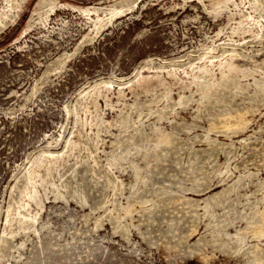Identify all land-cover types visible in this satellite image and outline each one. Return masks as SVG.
Masks as SVG:
<instances>
[{
  "label": "rangeland",
  "instance_id": "1",
  "mask_svg": "<svg viewBox=\"0 0 264 264\" xmlns=\"http://www.w3.org/2000/svg\"><path fill=\"white\" fill-rule=\"evenodd\" d=\"M0 264H264V0H0Z\"/></svg>",
  "mask_w": 264,
  "mask_h": 264
},
{
  "label": "bare ground",
  "instance_id": "2",
  "mask_svg": "<svg viewBox=\"0 0 264 264\" xmlns=\"http://www.w3.org/2000/svg\"><path fill=\"white\" fill-rule=\"evenodd\" d=\"M226 2H228L229 0H225ZM227 192V191H226Z\"/></svg>",
  "mask_w": 264,
  "mask_h": 264
}]
</instances>
